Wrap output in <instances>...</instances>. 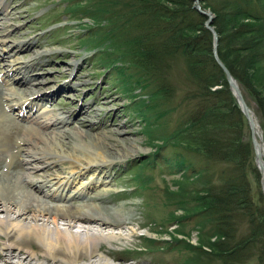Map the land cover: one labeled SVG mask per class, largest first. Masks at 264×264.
Instances as JSON below:
<instances>
[{
    "label": "rangeland",
    "instance_id": "obj_1",
    "mask_svg": "<svg viewBox=\"0 0 264 264\" xmlns=\"http://www.w3.org/2000/svg\"><path fill=\"white\" fill-rule=\"evenodd\" d=\"M77 2L89 4V0H0V23L5 26L0 30V39L4 41V46L15 41L30 44V48H23L17 57L21 59L20 62H32L34 65L21 70L17 75L13 74L15 79H26L36 83L35 90L37 89L38 93L50 92L67 83L69 89L55 93L46 101V105L52 108L53 112L66 116L70 122L74 121L61 127L67 131V137L63 138L64 151H70L73 146L75 147L77 133L83 131L87 133L80 135L83 141L98 136L105 144L109 143L113 147L109 151L114 155L128 154L107 166L103 174L105 180L100 183L103 176L98 175L96 178L99 180L98 183L92 189H88L87 193L89 192L88 197L95 202L100 199L102 204L109 206L123 203L124 210L131 209L132 221L128 224L110 226L118 231L114 232L117 238L100 241L98 256H93L89 260L98 262L99 256L103 255L101 261L106 260L110 264H219L202 258L204 254L199 256L197 251L199 246L209 253L210 244L216 240L215 229L202 223L200 212H193V209L198 210L192 204L193 201L181 205L177 203L175 197L176 192L182 190L185 184L189 189L202 191L205 185L202 183L201 175L197 180L198 176L193 170L192 173L188 170L175 172L172 165L168 167L164 164L166 158L176 160L180 157H185L184 159L190 161L193 166L196 165V168L211 162V165H206L210 166L211 182L214 183H220L219 172L221 170L224 172L223 169L226 170L230 166L229 162L224 160L207 162L195 151L164 142L170 139L169 135L172 132H176L177 126H181L185 112L191 109V105L182 99L189 84L184 63L174 61L172 80L176 88L175 95L162 103V109H166V113H158L154 109L157 102L148 99L147 94L140 90L138 85L134 84L132 90H128L126 68L119 71L113 66L118 63L124 67L123 60L112 63V59L104 53L105 48H108L106 46L108 42L99 41L100 44L96 42L98 34L90 31L91 21L83 20L84 18L80 20L77 17L80 16ZM71 8L73 9L70 13H75L76 16L68 14ZM203 9L209 11L213 17L208 8ZM34 56L38 57L31 61ZM260 60L261 63L255 70L253 74L255 77L252 80L255 88L264 96V59ZM237 85L239 86L238 82ZM219 87L221 85H214L212 88ZM24 89H26L24 92L30 93V85ZM229 89L233 93L230 86ZM35 90H31L34 91L33 95H36ZM234 97L236 98L235 95ZM245 102L253 109L264 143V131L255 105L252 100L250 104L246 100ZM238 107L241 109L239 104ZM81 108H85L87 114L78 116ZM141 108L142 114L137 110ZM16 124L19 129L25 130L26 122L20 120ZM243 128V139L249 141L252 149L251 162L250 156L246 159L247 177L252 190L257 188L264 195L262 177L255 164L254 146L246 117ZM48 143L52 142L49 140L41 145L48 146ZM160 144L163 146L155 154L154 149ZM61 149L56 145L58 152ZM3 158L0 160V167L6 160V157ZM144 160L149 161L148 165L145 162L141 166ZM137 163L143 168L137 167ZM33 164L38 169L34 176L42 175L41 166H37L41 163ZM71 165L77 167L75 163L67 160L60 161L57 167L53 168L51 176H57L56 173L60 171L63 172L60 176L64 175L71 169ZM82 166L84 163H80V167ZM187 178L189 181L184 182ZM134 183H142L145 188L136 190ZM81 224L86 226V223L76 221L73 229L81 228ZM106 225L104 228L108 227ZM128 227L134 230L130 234ZM104 228L102 231H109ZM3 239L4 236L0 234V264H16L25 258L24 251H17L15 248L4 249ZM172 239H178V242ZM33 248L36 255L28 262L29 264L40 262L64 264L59 260L52 261L43 257L35 245ZM83 263H87V260H82ZM254 263V257H251L246 264Z\"/></svg>",
    "mask_w": 264,
    "mask_h": 264
},
{
    "label": "trees",
    "instance_id": "obj_2",
    "mask_svg": "<svg viewBox=\"0 0 264 264\" xmlns=\"http://www.w3.org/2000/svg\"><path fill=\"white\" fill-rule=\"evenodd\" d=\"M200 5L213 13L217 55L248 104L253 101L264 131V96L252 80L264 59V0H200ZM77 8V17L94 21L89 29L98 34L96 42H108L104 53L112 63L123 60L124 67L113 66L119 71L126 68L128 90L138 85L148 99L157 102L158 113H166L162 103L175 95L174 61L184 63L189 84L182 99L191 109L164 142L195 151L207 162L224 160L230 166L219 172L220 183H214L211 162L196 168L185 157L166 158L164 164L172 165L175 172L193 170L205 185L199 191L184 183L176 192L177 203L193 201L198 208L193 212H200L202 223L215 229L209 253L197 246L199 256L219 264H246L254 257V264H264V195L257 188L252 190L247 177L246 159L252 149L243 139L245 117L214 59L213 36L204 25L207 17L193 0H89L88 5L77 2ZM72 9L68 14L76 16ZM214 85L221 87L213 89ZM137 110L143 113L142 108ZM162 146L154 149L155 154ZM145 162L148 165L144 160L141 166ZM134 184L136 190L145 188Z\"/></svg>",
    "mask_w": 264,
    "mask_h": 264
},
{
    "label": "bare ground",
    "instance_id": "obj_3",
    "mask_svg": "<svg viewBox=\"0 0 264 264\" xmlns=\"http://www.w3.org/2000/svg\"><path fill=\"white\" fill-rule=\"evenodd\" d=\"M3 27L0 23V30ZM3 43L0 39V160L3 157L7 160L0 167V234L5 238L2 247L24 251L25 258L16 264H29L34 259L36 254L33 245L43 257L64 264H82L84 259L87 263L83 264H110L106 260L101 261L103 255L99 256L98 262L89 259L98 256L100 241L117 238L114 232L118 231L110 226L128 224L132 221L133 213L131 209L124 210L123 203L109 206L102 204L100 199L95 202L88 197L87 190L98 183V175L103 176L100 180L102 183L107 166L128 154L114 155L109 151L113 147L98 136L83 141L80 135H87L83 131L77 133L75 147L64 151L63 138L67 137V131L61 127L74 121L70 122L66 116L53 112L46 101L55 93L69 89L67 83L50 92L38 93L35 90L36 83L15 79L13 74L17 75L34 65L32 62H20L21 59L17 57L18 52L23 48L29 49L30 44L15 41L4 46ZM37 57L34 56L31 61ZM27 85H30V93L23 91ZM31 90H35L36 95ZM252 110L249 107L255 138L254 150L264 166L262 132ZM84 113L87 114L86 109L81 108L78 116ZM15 119L26 122L24 131L19 129L16 124L19 121ZM49 140L52 143H48V146L41 145ZM56 145L62 148L59 152ZM64 160L75 163L79 169L71 165L64 175L60 176L63 174L60 171L56 173L58 177L51 176L53 168ZM33 163H41L37 166L42 167V175L34 176L38 169ZM80 163H84V166L80 167ZM262 173L264 189V170ZM76 221L84 222L86 226L81 224V228L74 230ZM89 225L95 227L90 228ZM105 225L108 227L104 228ZM99 226L109 231L104 232ZM133 231V228L128 227V234Z\"/></svg>",
    "mask_w": 264,
    "mask_h": 264
},
{
    "label": "water",
    "instance_id": "obj_4",
    "mask_svg": "<svg viewBox=\"0 0 264 264\" xmlns=\"http://www.w3.org/2000/svg\"><path fill=\"white\" fill-rule=\"evenodd\" d=\"M193 1L195 3L194 4L195 8L200 13H202L203 15H205L207 17L205 22H204V25L211 31L212 36H213V48L212 49H213L214 59L216 60L218 65L222 68L224 73L226 74L228 84L231 87L233 94L237 97L236 99L238 101V104L241 107V111L244 113V115H245V117L249 123L250 131H251V140H252V144L254 146L255 145V138H254V133L252 130V120H251V117L249 115V107L247 106L243 97H241L242 96L241 91L239 89V86L237 85L236 80L233 78V76L231 75L229 70L226 68V66L220 61V59L217 55L216 47H217V43H218V38H217V34H216L215 30L213 29V26L211 25L212 24V15L210 14L209 11L201 8L199 0H193ZM254 153H255V164H256V166H257V168L261 174V177H262V174H263L262 171L264 170V166H262L260 161H259L260 159H259V156L257 154V151L254 150Z\"/></svg>",
    "mask_w": 264,
    "mask_h": 264
}]
</instances>
